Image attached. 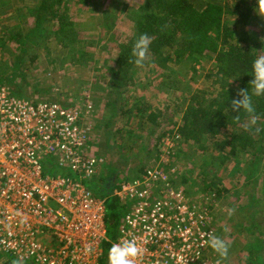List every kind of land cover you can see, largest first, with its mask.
<instances>
[{"label":"rangeland","instance_id":"obj_1","mask_svg":"<svg viewBox=\"0 0 264 264\" xmlns=\"http://www.w3.org/2000/svg\"><path fill=\"white\" fill-rule=\"evenodd\" d=\"M35 2L0 0V83L17 98L54 103L75 112L77 127L86 133V154L102 160L100 177L104 185H120L135 179L140 170L162 166L188 198L203 200L216 235L230 245L228 264H264V157L259 162L261 172L248 184L244 176L237 175L239 170L242 172L241 166L226 164L228 154L214 157V153H204L180 139L167 155L163 144L166 135L162 138V133H171L179 121L178 109L183 103L182 98H177L183 92L169 91L163 86L166 83L160 85L161 74L155 73L154 63L138 66L131 74H121L125 64H118L116 53L118 46L132 35L142 0H47L53 5L42 13L45 22L28 34L35 21V13L30 14L29 10H35ZM59 5H65V17H61L68 25V37L71 38L70 31L77 34L76 44L71 46L66 41V48L58 44L61 35L54 34L61 24L60 18L55 17L64 13L54 10ZM255 5L247 29L254 33L262 29L264 38V18L255 13ZM67 14L74 21L64 19ZM240 33L241 44H248L244 42L251 38ZM212 57L206 53L187 58L184 67L188 70L184 68L178 79L189 82L195 91L207 89ZM179 68L177 65L173 69ZM137 101L153 105L152 109L162 108L153 123L141 127L139 117L129 120V114L125 116L123 108L120 111L115 105ZM185 175L193 181L191 185L181 183L179 178ZM196 178L199 186H195ZM94 181L97 179L87 181L89 189L101 188ZM108 205L104 254H108L116 238L117 220L112 218L116 213ZM256 213L260 217L252 222ZM253 223L258 226L256 235L252 233ZM209 251L211 257L217 258L212 249ZM0 264L14 263L0 256Z\"/></svg>","mask_w":264,"mask_h":264},{"label":"built area","instance_id":"obj_2","mask_svg":"<svg viewBox=\"0 0 264 264\" xmlns=\"http://www.w3.org/2000/svg\"><path fill=\"white\" fill-rule=\"evenodd\" d=\"M76 120L73 111L17 98L0 83V256L14 264H100L106 204L115 200L121 220L112 243L134 240L143 249L136 264H215L207 206L162 166L107 198L87 187L102 160L86 154ZM179 141L166 135L167 155Z\"/></svg>","mask_w":264,"mask_h":264},{"label":"trees","instance_id":"obj_3","mask_svg":"<svg viewBox=\"0 0 264 264\" xmlns=\"http://www.w3.org/2000/svg\"><path fill=\"white\" fill-rule=\"evenodd\" d=\"M255 1L142 0L140 9L134 17L132 35L118 46L116 53L118 64L122 67L125 64L121 69V74H131V70L138 69L130 55L132 44L139 35L147 34L151 43L148 52L149 59L144 64L154 63L157 66L154 70L156 74H161L160 85L166 83L163 86L169 88V91L173 89V92L175 90L183 92L177 98V100L182 98L183 103V106L178 109L180 119L174 123L169 135H178L181 141L188 146L195 145L196 149L199 148L204 153H214V157L219 155L221 158V155L228 154L226 164L232 167L241 166L242 172L239 170L237 175L244 176L248 184H251L250 178H255L256 173L261 172L259 162L264 157V97L254 98L256 110L251 116L244 112L238 114L233 111L231 101L239 99L237 92L246 88L251 82L252 60L257 55L264 54L263 30L260 28L259 33H254L253 31L248 32L247 29ZM52 5L47 4V0L35 2V10H29L30 14L35 13V21L26 33H32L41 27L40 24L45 22L42 13L50 11ZM62 6L65 7V5H59L54 10H65ZM60 23L59 29L54 33L61 35L58 44L63 48L69 45L66 41L68 43L70 41L71 46L76 44V32L70 31L71 38H69L65 31L67 23L62 20ZM62 25L65 28H61ZM239 33L245 38L250 37L251 41L246 39L244 43L248 44L242 45L238 39ZM16 37L19 39L17 42L20 43V37ZM206 53L213 56L210 58L211 68L206 76L209 86L205 90L195 91L189 82H182L178 76L181 71L188 70L184 67L187 58L206 55ZM177 65L181 68L174 70L173 68ZM190 69L193 71L192 67ZM238 74L240 76L231 81V78ZM191 90H193L192 93H190ZM115 105L121 109L120 111L123 108L125 116L129 114V120L139 117L141 127L153 123L162 111V108L152 109L153 105L142 101L125 106L116 102ZM253 117L255 118L254 123L252 122ZM166 133H162V138L167 135ZM142 172L143 170H140L138 174ZM100 173L94 177L97 179L94 185L101 188L97 189L94 186L95 188L91 191L97 197L107 198L119 185H104ZM196 176L199 178L201 174ZM179 179L184 185L193 183L189 181L187 175ZM93 180L90 181L93 182ZM194 182H197L195 186L200 185L197 178ZM262 197L264 198V194ZM108 203V206H111L116 213L112 218L113 221L117 220L115 224L117 234L121 220L118 203L115 200H110ZM255 215L253 219H250L252 222L258 218L259 213ZM254 226L252 233L256 235L259 233L258 226L256 223ZM107 255L103 251L100 264H107Z\"/></svg>","mask_w":264,"mask_h":264},{"label":"clouds","instance_id":"obj_4","mask_svg":"<svg viewBox=\"0 0 264 264\" xmlns=\"http://www.w3.org/2000/svg\"><path fill=\"white\" fill-rule=\"evenodd\" d=\"M254 11L258 16L264 18V0H256ZM150 43L151 39L147 34H141L135 39L130 53L132 62L135 65L143 66L149 59ZM239 76L240 74L234 75L231 81L236 80ZM251 77L252 80L248 86L237 92L239 99L231 101L232 110L238 114L244 112L251 116L256 110L254 98L264 97V54L257 55L252 60ZM252 122H255L254 117L252 118ZM229 214L231 215V211ZM208 244L216 254L217 259L215 264H228L230 245L225 239L221 236L211 235L208 239ZM87 251L91 253L93 248L89 246ZM142 254L143 249L134 240L115 242L108 249L107 261L108 264H136Z\"/></svg>","mask_w":264,"mask_h":264},{"label":"crops","instance_id":"obj_5","mask_svg":"<svg viewBox=\"0 0 264 264\" xmlns=\"http://www.w3.org/2000/svg\"><path fill=\"white\" fill-rule=\"evenodd\" d=\"M60 12H61V11H60ZM62 12H64V11H62ZM57 13H59V12H57ZM57 15H58V14H57ZM61 16H62V17H65V12L63 13V15H58V16H56L55 18H57V19L60 18V20H62L63 18H62ZM55 18H54V19H55ZM64 19L68 20V22H69V21H74L72 18H71L72 20L70 19V16H69L68 14L66 15V18H64ZM100 172H101V170H100ZM100 172H99V173H100Z\"/></svg>","mask_w":264,"mask_h":264}]
</instances>
